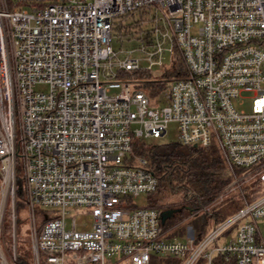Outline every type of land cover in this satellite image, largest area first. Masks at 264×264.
<instances>
[{
  "label": "built area",
  "instance_id": "built-area-1",
  "mask_svg": "<svg viewBox=\"0 0 264 264\" xmlns=\"http://www.w3.org/2000/svg\"><path fill=\"white\" fill-rule=\"evenodd\" d=\"M7 1L0 0V264H17V179L29 264H151L161 256V264H264V0H47L30 10ZM139 11L142 31L117 37L115 23ZM114 38L129 47L115 48ZM178 59L183 74L166 77ZM132 71L159 78L120 76ZM168 122H176L180 145L215 146L223 159V190L190 211L206 216L200 236L192 227L171 235L156 208L133 203L158 178L142 157L132 163V142L160 139ZM227 199L236 208L218 218ZM7 209L9 255L1 239ZM69 210L87 217L68 226ZM36 211L47 216L38 230Z\"/></svg>",
  "mask_w": 264,
  "mask_h": 264
},
{
  "label": "trees",
  "instance_id": "trees-1",
  "mask_svg": "<svg viewBox=\"0 0 264 264\" xmlns=\"http://www.w3.org/2000/svg\"><path fill=\"white\" fill-rule=\"evenodd\" d=\"M8 1L11 5V0ZM34 3L43 6L47 4V1L39 0ZM134 14L131 13L129 15L132 17ZM143 14V12L139 11L137 18L132 19L128 24H122L117 21L114 26V34L117 37H125L142 31ZM140 74L141 76L145 74L142 78L146 80L149 77L142 71L122 73L120 76L134 77L135 75L140 76ZM182 74L183 66L180 59H178L175 67L169 70L165 76H180ZM148 82H150V84H147L148 89L151 92L156 91L157 85L153 81ZM135 156L142 157L146 163L145 168L158 178V186L153 192L146 195L144 206L156 208L158 211L166 208L179 209L172 218L164 222L162 225L164 229H168L174 222L173 220L176 222L181 221L182 218L190 215L191 210L209 204L227 183V179L224 176L223 159L215 146H183L177 141L148 143L144 139L136 138L132 142L130 154L132 163H135ZM20 184L19 179H17L16 198L22 197L23 192ZM236 205V202L227 199L224 202V207L216 211L218 218H222L233 211ZM9 218L10 210L7 209L4 218L6 239L9 238L10 234ZM192 229L196 236L205 233L206 216L204 214L197 213L193 216ZM17 264H29V261L17 256Z\"/></svg>",
  "mask_w": 264,
  "mask_h": 264
},
{
  "label": "rangeland",
  "instance_id": "rangeland-1",
  "mask_svg": "<svg viewBox=\"0 0 264 264\" xmlns=\"http://www.w3.org/2000/svg\"><path fill=\"white\" fill-rule=\"evenodd\" d=\"M32 1V2H31ZM39 0H25V1H19L16 3L17 6H15L14 8H27V9H31L33 7V5H37L38 4L34 3V2H38ZM45 1V0H43ZM47 1V0H46ZM8 2V6H12L13 2H15V0H11V5ZM137 18V13H135L132 17L130 15H126L124 17H122L121 19L118 20V22H121L122 24H128L132 21V19H136ZM133 30V29H132ZM113 46L115 48H118L120 46L127 48L129 47V44L127 43H122L120 44L118 42V40H116V38L113 39ZM162 63L164 64V67H168L171 64V53L168 49H166L162 55ZM143 64V63H142ZM154 69H156V67H154ZM143 72V71H142ZM141 76V74H140ZM138 76L135 75L134 77L132 76H128L126 78L128 79H133V78H142L143 76H145V74L143 76ZM155 79H147V80H158L159 77H153ZM147 88V87H146ZM35 90H39V91H47L48 87L47 85H42V84H38L34 87ZM117 92V89L112 88L110 93L114 94ZM148 92V91H146ZM150 92V91H149ZM157 92H150L151 94H155ZM153 96V95H151ZM161 98V96H159V99ZM249 108V102H247L244 105V109L248 110ZM145 141H147L148 143H170V142H175L177 141V124L176 122H168V124L166 125V132L165 134L160 138V139H151V138H146L144 139ZM130 156V154H129ZM17 169L19 170L20 167L19 165L17 166ZM19 196V195H18ZM146 201V195L144 194H140L137 197H135L133 199V203L136 206H142L144 205ZM224 207V205L222 206V208ZM26 206L24 204V197L22 195V197H17L16 198V213H17V219H16V223H15V228H16V254L17 256H21L24 260H28L30 261L31 258V236L29 235V232L26 230ZM49 210H53V209H49ZM45 216V215H44ZM87 216L85 215H77L75 213V211L73 210H69L66 214H65V220L67 225L69 226L71 218H74L77 225L79 224L81 219L86 218ZM47 218V216L43 217L41 215L40 212L36 211L35 213V219H36V230H38V228L40 227L41 223L44 221V219ZM18 221V224H17ZM174 222H172V225L168 228V233L170 234H176L179 235L181 237H184L186 232H190L191 227H193V217H190L189 215H187L186 217L182 218L181 220V224L178 225L177 227H175V223L176 221L173 220ZM11 221H10V234H9V238L6 239L5 237V229H4V223H3V227H2V232H1V239L3 240L4 243V251L6 253V255H9L12 251V246H11ZM180 227V228H179ZM163 257V256H161ZM161 257H156L153 258V261L151 264H161ZM165 260V259H163ZM121 264H127V263H121Z\"/></svg>",
  "mask_w": 264,
  "mask_h": 264
},
{
  "label": "water",
  "instance_id": "water-1",
  "mask_svg": "<svg viewBox=\"0 0 264 264\" xmlns=\"http://www.w3.org/2000/svg\"><path fill=\"white\" fill-rule=\"evenodd\" d=\"M178 211L179 209L177 208H166L160 210L159 211L160 223L163 225L167 219L172 218Z\"/></svg>",
  "mask_w": 264,
  "mask_h": 264
}]
</instances>
